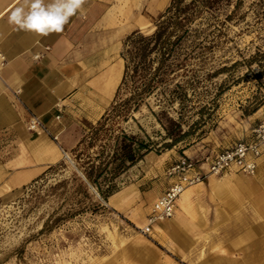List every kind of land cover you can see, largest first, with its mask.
Wrapping results in <instances>:
<instances>
[{
    "label": "rangeland",
    "instance_id": "1",
    "mask_svg": "<svg viewBox=\"0 0 264 264\" xmlns=\"http://www.w3.org/2000/svg\"><path fill=\"white\" fill-rule=\"evenodd\" d=\"M118 2L128 30L110 46L112 71L120 67L126 36L140 30L138 19L154 29L170 0ZM214 42L201 59L191 61V71L148 95L126 119L99 125L117 87L110 94L103 81L100 107L90 110L79 142L66 151L73 163L61 152L45 173L0 197V264H140L142 256L144 264H154L146 262L149 252L139 238L147 239L137 227L167 186L166 167L182 153L200 160L244 138L264 119V0H239ZM164 90L173 99L163 100ZM124 134L146 146L125 168L111 159L117 143L128 142ZM92 162L99 165L94 182L85 176ZM254 200L244 191L235 201L230 193L225 198L212 192L198 211L201 217L213 211L253 215ZM198 217L196 227H204ZM148 244L165 249L156 241Z\"/></svg>",
    "mask_w": 264,
    "mask_h": 264
},
{
    "label": "crops",
    "instance_id": "2",
    "mask_svg": "<svg viewBox=\"0 0 264 264\" xmlns=\"http://www.w3.org/2000/svg\"><path fill=\"white\" fill-rule=\"evenodd\" d=\"M18 6L20 0H0V51L5 58L0 70V197L35 180L60 160L61 152L79 142L80 125L90 120L87 114L96 111L102 102L99 100L101 84L106 81L111 58L115 56L110 46L117 44L128 30L118 0H85L62 32L47 37L14 30L8 17ZM35 53L41 56L34 59ZM17 89L19 93H15ZM58 113L60 118L56 120ZM32 115L40 118L50 135H35L26 129ZM263 157L264 151L254 173L257 177L244 174L246 178L253 177L248 184L229 179L217 185L210 182L209 176L187 187L189 212L181 222L174 221L172 232L162 239L154 240L153 235L158 227L173 218L177 203L170 219L152 227L147 238L165 249L146 247L149 252L146 262L264 264ZM174 180L169 177L167 186L158 195ZM240 191L254 194L256 212L253 215L213 211L201 217L198 208L203 198L210 199L212 192L227 198L230 193L235 201ZM197 214L204 227H196ZM140 264H144V256Z\"/></svg>",
    "mask_w": 264,
    "mask_h": 264
},
{
    "label": "trees",
    "instance_id": "3",
    "mask_svg": "<svg viewBox=\"0 0 264 264\" xmlns=\"http://www.w3.org/2000/svg\"><path fill=\"white\" fill-rule=\"evenodd\" d=\"M238 1L170 0L151 32L137 29L127 35L120 52L124 61L122 76L99 125L116 118L126 119L130 112L139 109L148 95L168 88L174 76L191 71V61L201 59L212 49L214 39L221 34ZM231 5L233 9L227 13ZM173 86L179 87V83ZM161 93L163 100L173 99L165 90ZM123 139L128 142L117 143L111 159L125 168L141 158L139 151L146 146L141 141L134 143L133 136L124 134ZM98 166L90 164L85 174L89 181H95L93 172Z\"/></svg>",
    "mask_w": 264,
    "mask_h": 264
},
{
    "label": "built area",
    "instance_id": "4",
    "mask_svg": "<svg viewBox=\"0 0 264 264\" xmlns=\"http://www.w3.org/2000/svg\"><path fill=\"white\" fill-rule=\"evenodd\" d=\"M40 56V53H35L33 58L38 59ZM4 63L5 58L0 51V70ZM19 92L18 89L15 91V93ZM59 118L60 114L58 113L55 115V119ZM26 129L35 135L45 133L50 135L48 129L36 115L29 117ZM53 139H55L54 136ZM263 151L264 119L254 125L244 138L213 153H208L200 160L181 154L165 172L168 177L175 179L174 182L153 201L144 223L137 227L138 231L142 235L150 237L152 227L156 223L166 221L173 216L176 200L180 194L187 187L200 183L211 175H222L229 171L247 175L254 174L258 159Z\"/></svg>",
    "mask_w": 264,
    "mask_h": 264
},
{
    "label": "clouds",
    "instance_id": "5",
    "mask_svg": "<svg viewBox=\"0 0 264 264\" xmlns=\"http://www.w3.org/2000/svg\"><path fill=\"white\" fill-rule=\"evenodd\" d=\"M85 0H20L8 17L14 30L29 31L41 37L60 33Z\"/></svg>",
    "mask_w": 264,
    "mask_h": 264
},
{
    "label": "bare ground",
    "instance_id": "6",
    "mask_svg": "<svg viewBox=\"0 0 264 264\" xmlns=\"http://www.w3.org/2000/svg\"><path fill=\"white\" fill-rule=\"evenodd\" d=\"M137 24H138V26L140 28V31H142V32L148 33V32H151L153 30V27H150V28L147 29L146 25L144 23V20H142L141 18L138 19ZM120 62H121L120 63V67L116 71L110 70V71H108L106 73V76H105V80L107 82V85L110 87V90H111L110 94L112 93L114 88L117 86L118 81L121 78V72H122V68H123V59L121 57H120ZM64 154L73 163V161L69 157L68 153L64 152ZM263 159H264V157H263ZM245 176L246 175L241 176V175L237 174L236 172L231 171V172H229L227 174H224L223 176L211 175L209 177V180H210L211 183H214V184H217V185H221L222 183H225L229 179L235 180L236 182L248 184L253 177H257L256 174H254V176L252 178H246ZM176 203H177V206H178L177 210H176V214L173 216V218H171L170 220L166 221V225L157 228V233H155L153 235V239L154 240L162 239L165 236H167L168 232H172L171 230L174 228V223H175L174 221H180L181 222L184 219V216L187 215V213L189 212L188 209H189L190 201H189V189L188 188L185 189L180 194V196L176 200ZM141 222L143 223L144 220H142ZM146 239H147L146 241H148V242H146L145 240L139 238V246L140 247H144L145 249H146V247H148L150 245V244H148L149 242L150 243L154 242L152 239H149L147 237H146Z\"/></svg>",
    "mask_w": 264,
    "mask_h": 264
}]
</instances>
